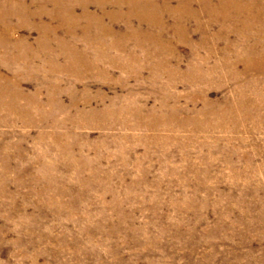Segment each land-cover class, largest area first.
<instances>
[{
    "label": "rangeland",
    "instance_id": "obj_1",
    "mask_svg": "<svg viewBox=\"0 0 264 264\" xmlns=\"http://www.w3.org/2000/svg\"><path fill=\"white\" fill-rule=\"evenodd\" d=\"M25 5L43 14L10 15L6 25L8 59L24 62L0 60L10 96L0 100V264H264V77L223 79L225 39L208 37V52L197 44L203 30L188 20V41L179 42L166 13L161 43L175 48L173 58L145 37L118 50V37L97 35L94 71H56L52 56L29 59L38 55L39 26L69 37L48 16L50 4ZM230 31L228 43L241 52L239 26ZM17 39L29 54L13 50L24 48ZM213 65L211 82L178 79Z\"/></svg>",
    "mask_w": 264,
    "mask_h": 264
},
{
    "label": "bare ground",
    "instance_id": "obj_2",
    "mask_svg": "<svg viewBox=\"0 0 264 264\" xmlns=\"http://www.w3.org/2000/svg\"><path fill=\"white\" fill-rule=\"evenodd\" d=\"M171 1L172 0H39V2L51 5L48 16L57 21L58 28L69 38H59L56 34L57 28H53L50 25H37L40 28L39 31L41 35L36 41L35 49L39 50L40 53L39 51L33 50V52L38 55L30 57L29 59L40 60L44 57L42 61H49V57L52 56V64L56 71H69L75 75H82L84 71L87 70L94 71L96 65L91 59L92 54L90 52L92 48L98 46L99 41L94 42L90 37L97 35L113 36L114 40L118 37V43L115 46L118 50H124L122 44L129 38L137 39L145 37L146 41L149 40V43L157 41L156 51H164L166 49L168 51L167 58H173L174 56L172 53H174L175 48L161 43L164 32H166L162 17L166 13L174 18L176 31L179 33L176 38L180 40L179 42L186 43L188 41L183 26V23L188 20L195 21L197 28L203 30V34L197 40V44L199 47H205L208 52L214 47V44H210L208 37H210L212 41L213 39L214 41L220 38L225 39L222 48L223 59L221 60L220 73L218 74L221 75L223 79L234 81L238 78L248 77L247 75L251 72H255L264 77V51L261 52L258 51L259 49L257 50V47L262 44L264 39V24L262 27H258L256 30L254 29L253 35L251 34L254 38L253 43L246 42L248 38H244V36L248 37L247 34H250L252 30L251 27L254 23L259 19L263 22L264 12L262 11L264 8V0H173L176 2L175 6L170 4ZM194 2L197 3L198 8L193 7ZM90 4H93L97 8V13L89 11L88 7ZM77 7L80 9V13L78 14L75 12ZM109 7H114L115 11H108ZM39 8L40 7L36 8V11H31L29 6L25 5V0H0V60L3 63H16L19 60L24 62L23 57H19L15 61V53H12V58L8 59L9 53L6 50V40L11 43V38L6 28L8 17L10 15L25 17L26 19L40 17L43 14V9L42 7ZM201 15L207 17V21L204 25L198 22L199 16ZM104 18H108L110 23L104 24L106 23L105 21L103 23ZM116 21L118 23L120 22L122 27L115 28V23L113 22ZM214 22L221 23L220 29L210 35H205ZM143 24L148 26L147 29L143 28ZM237 25L239 26L238 33L240 37H242V40H244V43L242 42L243 48L240 49L241 52H239L238 49H233V44L230 45L227 41L228 37H226V34L230 30H233V28L236 30L238 29ZM149 29H153V38L149 36ZM13 44H23L24 46L23 49L21 47H13L14 51L24 50L25 54L30 53L29 50L31 47L26 45L23 39L14 40ZM114 45L115 42L112 44V47ZM55 52L63 56L64 63L60 65L57 64L59 57ZM231 52L233 55L230 57L229 55ZM155 53H153V57L157 58ZM104 59L110 61L107 57ZM207 59H209L208 56H204L201 61V67H204L205 63H207ZM29 62L31 61H27V63ZM238 63L242 65L241 72H238L235 68ZM215 68L216 66L213 65L207 69L208 71L191 70L188 71L189 74L178 77V79L184 83L194 82L206 84L214 79V75L211 74L214 73L213 70ZM222 70H225L226 73ZM164 71H167L169 81L174 82L175 72L170 70ZM6 79L7 76L0 75V100L2 102L5 101V97L10 98L2 88L3 82ZM11 79L16 78L13 77ZM245 103L246 101L241 102L238 104V107L245 105ZM0 106L3 107L4 104L0 103ZM233 106L235 107L236 105ZM228 107H225V109H227L223 112L228 114L233 113L234 109ZM220 112L223 113L222 111ZM202 114H204V116L206 115L205 113Z\"/></svg>",
    "mask_w": 264,
    "mask_h": 264
}]
</instances>
